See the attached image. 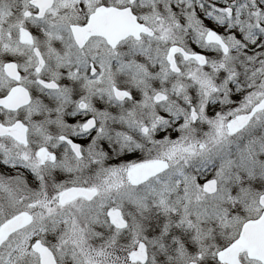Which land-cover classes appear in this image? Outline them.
<instances>
[{"label":"snow or ice","instance_id":"snow-or-ice-1","mask_svg":"<svg viewBox=\"0 0 264 264\" xmlns=\"http://www.w3.org/2000/svg\"><path fill=\"white\" fill-rule=\"evenodd\" d=\"M0 264H264V0H0Z\"/></svg>","mask_w":264,"mask_h":264}]
</instances>
